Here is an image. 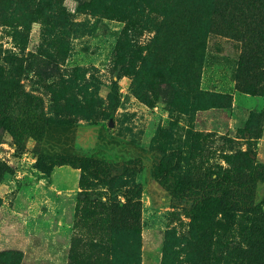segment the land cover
<instances>
[{
    "label": "rangeland",
    "instance_id": "374dc122",
    "mask_svg": "<svg viewBox=\"0 0 264 264\" xmlns=\"http://www.w3.org/2000/svg\"><path fill=\"white\" fill-rule=\"evenodd\" d=\"M261 2L0 0V264H264Z\"/></svg>",
    "mask_w": 264,
    "mask_h": 264
},
{
    "label": "trees",
    "instance_id": "16d2710c",
    "mask_svg": "<svg viewBox=\"0 0 264 264\" xmlns=\"http://www.w3.org/2000/svg\"><path fill=\"white\" fill-rule=\"evenodd\" d=\"M264 4V0L261 2ZM220 10H224L226 8V0H220L219 5ZM257 52V51H256ZM256 52L253 49H246L242 56V64L245 65L247 61L254 59ZM54 67H56L55 63H48L44 69L41 70V73L45 76H48L50 72H53ZM1 126L5 132H8L16 144L20 146L22 145L21 139L25 131L19 129L18 118L12 114L11 112L4 110L0 116ZM25 126V125H24ZM158 173L163 175L164 168L162 165L158 167ZM263 182L264 183V163H260L253 170L250 178L246 179V181H242L240 179H228V183L222 187L221 195H200V200L198 205L202 207V209L215 208L218 205H230V201H244L245 207L248 209L253 206V198L255 194V190L257 185ZM176 188L179 193L182 195H186L189 191V187L182 182L176 183ZM142 188L140 184H137L134 188L128 191V195L132 197H136L141 194ZM232 206V205H230ZM235 208V207H234ZM236 209V208H235ZM250 210V209H249ZM195 214L198 213L197 208L194 207ZM224 214L227 217H234L236 212L232 208H226L223 210Z\"/></svg>",
    "mask_w": 264,
    "mask_h": 264
},
{
    "label": "water",
    "instance_id": "95a60500",
    "mask_svg": "<svg viewBox=\"0 0 264 264\" xmlns=\"http://www.w3.org/2000/svg\"><path fill=\"white\" fill-rule=\"evenodd\" d=\"M114 124H115L114 117H111L110 122H109V125L110 126H114Z\"/></svg>",
    "mask_w": 264,
    "mask_h": 264
}]
</instances>
